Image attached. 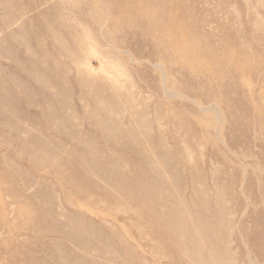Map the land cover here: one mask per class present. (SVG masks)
I'll list each match as a JSON object with an SVG mask.
<instances>
[{
  "label": "rangeland",
  "instance_id": "1",
  "mask_svg": "<svg viewBox=\"0 0 264 264\" xmlns=\"http://www.w3.org/2000/svg\"><path fill=\"white\" fill-rule=\"evenodd\" d=\"M0 264H264V0H0Z\"/></svg>",
  "mask_w": 264,
  "mask_h": 264
}]
</instances>
